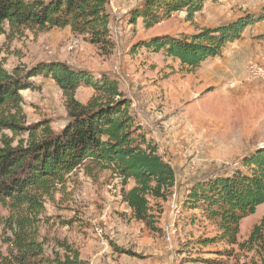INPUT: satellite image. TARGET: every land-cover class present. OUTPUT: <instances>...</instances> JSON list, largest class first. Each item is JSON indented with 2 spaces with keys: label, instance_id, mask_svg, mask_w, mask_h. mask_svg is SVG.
<instances>
[{
  "label": "rangeland",
  "instance_id": "1",
  "mask_svg": "<svg viewBox=\"0 0 264 264\" xmlns=\"http://www.w3.org/2000/svg\"><path fill=\"white\" fill-rule=\"evenodd\" d=\"M107 1L111 48L91 45L68 27L12 29L5 24L0 63L8 73L23 75L38 64L60 62L116 80L142 132L174 169L175 181L166 198L149 200L153 216L149 224L134 220L123 201L132 181L124 185L110 170H73L48 194L38 195L42 210L34 226L44 257L70 256L69 248L88 264L258 262L256 253L243 244L264 215V204L240 221L236 243L230 244L220 239L216 221L183 208L182 200L193 183L234 168L243 170L242 157L264 147V20L248 26L241 39L194 70L180 66L162 50L134 46L152 36H192L249 14L264 17V0L206 1L191 21L185 11H178L151 28L141 18L132 20L131 11L144 0ZM28 80L32 88L20 91L22 125L46 121L59 132L68 117L61 89L41 73ZM94 96L95 91L85 86L75 93L82 104ZM3 133L14 143L25 137ZM9 214L0 203L2 254L7 251L2 240L10 235L5 233ZM164 226L174 232L170 244L164 240Z\"/></svg>",
  "mask_w": 264,
  "mask_h": 264
},
{
  "label": "trees",
  "instance_id": "2",
  "mask_svg": "<svg viewBox=\"0 0 264 264\" xmlns=\"http://www.w3.org/2000/svg\"><path fill=\"white\" fill-rule=\"evenodd\" d=\"M206 1L144 0L131 11L133 22L141 18L151 28L173 12L185 11L191 21ZM107 0H0V33L12 29L65 28L84 36L91 45L111 48ZM264 17L252 14L217 28L201 29L188 37L152 36L136 42L134 50L164 51L180 66L194 70L209 58L220 56L227 44L241 39L244 30ZM51 78L65 98L67 121L54 132L46 121L22 125L23 99L20 91L32 88L29 78L37 74ZM8 73L0 63V203L10 214L3 238L6 254L0 264H88L78 252L70 256L44 257L34 224L42 210L39 194H48L65 175L81 167L110 170L126 185L123 201L136 221L151 223L150 199H164L175 181L174 169L158 152L152 140L130 112V101L116 80L74 70L60 62L36 65L30 71ZM80 86L96 96L86 104L75 98ZM13 136L24 135L14 143ZM87 163V165H86ZM243 170L234 168L224 175L199 180L187 188L183 208L202 213L216 221L222 240L236 243L240 221L264 204V147L241 159ZM264 215L243 244L264 264Z\"/></svg>",
  "mask_w": 264,
  "mask_h": 264
},
{
  "label": "built area",
  "instance_id": "3",
  "mask_svg": "<svg viewBox=\"0 0 264 264\" xmlns=\"http://www.w3.org/2000/svg\"><path fill=\"white\" fill-rule=\"evenodd\" d=\"M235 165H238V163H236ZM162 233L164 235V240L166 241V243L170 244L174 233L172 228H170L169 226H164L162 227Z\"/></svg>",
  "mask_w": 264,
  "mask_h": 264
},
{
  "label": "crops",
  "instance_id": "4",
  "mask_svg": "<svg viewBox=\"0 0 264 264\" xmlns=\"http://www.w3.org/2000/svg\"><path fill=\"white\" fill-rule=\"evenodd\" d=\"M230 47V48H229ZM232 47V48H231ZM228 49H229V56H232V52H233V50H234V48H233V45H230V46H228ZM230 58V57H229ZM226 62H228V64H230L229 62H230V60H227Z\"/></svg>",
  "mask_w": 264,
  "mask_h": 264
}]
</instances>
